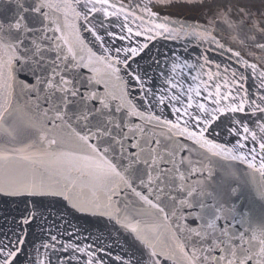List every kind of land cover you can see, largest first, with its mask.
I'll return each instance as SVG.
<instances>
[{
    "label": "snow or ice",
    "instance_id": "snow-or-ice-1",
    "mask_svg": "<svg viewBox=\"0 0 264 264\" xmlns=\"http://www.w3.org/2000/svg\"><path fill=\"white\" fill-rule=\"evenodd\" d=\"M194 4L0 0V264H264V0Z\"/></svg>",
    "mask_w": 264,
    "mask_h": 264
},
{
    "label": "water",
    "instance_id": "water-1",
    "mask_svg": "<svg viewBox=\"0 0 264 264\" xmlns=\"http://www.w3.org/2000/svg\"><path fill=\"white\" fill-rule=\"evenodd\" d=\"M164 2L168 3V0H164ZM171 3H175L177 5L187 3L189 8L195 6L194 0H171ZM178 18L181 20H185L188 24H198L205 19V16L202 13L190 11L184 12ZM222 40L233 47H240L238 44H233L232 36L229 35L228 32L222 34ZM185 47H187L188 49L187 53H185L184 51ZM207 47L208 45L205 44L198 45V42L194 40L191 43H188L183 38L179 40H165L163 38H158V40L152 41L149 44V49H146L145 53L141 54L143 59L139 57L137 59L140 60L141 65L145 68H148V66L151 64V61L157 57L158 52L165 54H172L174 52L176 54L188 57L190 60L194 61L196 57ZM208 55L210 59L220 63L222 68L224 66H228L229 68L237 67V65H235L234 63V60H229L228 54L221 55L217 52H209ZM247 58L249 60L253 59V57L250 55ZM133 67H135V65H133ZM149 71H151V69H149ZM258 83V80L250 78L246 83V87H248L251 92H255L257 90ZM65 203L66 202L62 201V198H56L50 210L52 212H55L57 209H61L62 205ZM23 208L24 205L23 203H21V198L13 199L0 196V234L8 232L9 229L15 230L17 228V224L14 222V218L18 220L19 216L23 214ZM76 215L78 216V214ZM68 219L73 220V223L78 222L81 225H85V221L82 219L77 221L76 219H73L72 216H69ZM39 232L40 229L37 224L34 223L28 226L27 239L25 244L26 249H30L32 241L36 238ZM108 242L111 243V241ZM112 252L113 254L119 253L120 248L114 246L112 248ZM21 259H23V256H21Z\"/></svg>",
    "mask_w": 264,
    "mask_h": 264
}]
</instances>
